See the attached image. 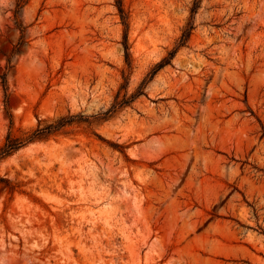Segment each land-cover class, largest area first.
<instances>
[{"label":"rangeland","instance_id":"obj_1","mask_svg":"<svg viewBox=\"0 0 264 264\" xmlns=\"http://www.w3.org/2000/svg\"><path fill=\"white\" fill-rule=\"evenodd\" d=\"M116 1L0 0V145L83 117L0 162V264H264V0Z\"/></svg>","mask_w":264,"mask_h":264},{"label":"trees","instance_id":"obj_2","mask_svg":"<svg viewBox=\"0 0 264 264\" xmlns=\"http://www.w3.org/2000/svg\"><path fill=\"white\" fill-rule=\"evenodd\" d=\"M23 3H24V0H16V7L18 9L22 8ZM195 7H196V3L194 4V7L192 8L191 13H194ZM116 8L120 15L122 24L125 27H127V17L123 10L121 0L116 1ZM15 18H16V13H15ZM16 28L20 30V33H21V38H20L21 44L20 45H22L23 43H25L24 41L25 29L20 23H18L17 20H16ZM192 29H193V24L188 23L182 32L177 48L175 50L169 51L167 55L153 67L151 72L148 74L147 78L143 80V82L141 83L137 92L134 95H132L129 98L123 96V98L119 100L118 99L119 94H118V96H116L115 98L114 104L112 105L111 109L107 113L114 112L116 109H119L123 105L128 104L130 101H133L138 96H140L142 94L143 86L146 83H148L160 69H162L163 67L171 63L173 57L175 56L177 49L179 47H182L189 39ZM124 48L125 50L128 49L126 40H125ZM18 51H19V48H16L14 52L16 53ZM126 59L128 60V55ZM2 82L3 84H5V78H3ZM123 88L124 86L121 87V89ZM82 118H83L82 116H63L43 126H41L42 121L38 120V124L35 129L30 130V131L18 130L17 133L13 131L12 125H11L8 132L6 133L4 137L2 144L0 145V162L11 157L16 152H18L19 150L25 148L26 146L30 144L46 141L50 137H53L57 135L58 133H60L66 127L83 122L81 121ZM0 186L5 191H7L9 194L12 195L19 190L20 184L13 182L7 178L0 177Z\"/></svg>","mask_w":264,"mask_h":264}]
</instances>
